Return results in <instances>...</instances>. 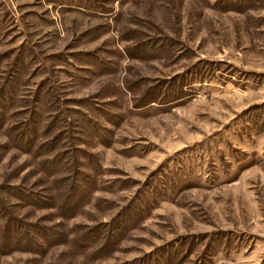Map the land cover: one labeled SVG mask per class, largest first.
<instances>
[{
    "label": "rangeland",
    "instance_id": "374dc122",
    "mask_svg": "<svg viewBox=\"0 0 264 264\" xmlns=\"http://www.w3.org/2000/svg\"><path fill=\"white\" fill-rule=\"evenodd\" d=\"M8 222L0 264H264V0H0Z\"/></svg>",
    "mask_w": 264,
    "mask_h": 264
},
{
    "label": "trees",
    "instance_id": "16d2710c",
    "mask_svg": "<svg viewBox=\"0 0 264 264\" xmlns=\"http://www.w3.org/2000/svg\"><path fill=\"white\" fill-rule=\"evenodd\" d=\"M26 141H28V138H26ZM55 161V159H53L52 160V162H54ZM55 163V162H54ZM14 224L16 225V223L14 222ZM27 227H28V225L30 226V225H32V224H25ZM10 226H11V224H10V222H8V223H4V225L2 226V229H0V234L2 235V237H3V239H0V246H8V244H7V231L10 229ZM27 229V228H26ZM5 238V239H4ZM4 240V241H3ZM11 246L9 245V248H10Z\"/></svg>",
    "mask_w": 264,
    "mask_h": 264
}]
</instances>
